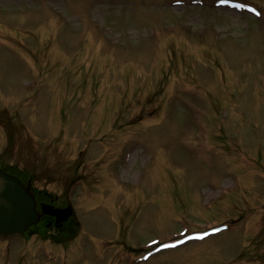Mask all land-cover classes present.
Segmentation results:
<instances>
[{
	"label": "rangeland",
	"instance_id": "rangeland-1",
	"mask_svg": "<svg viewBox=\"0 0 264 264\" xmlns=\"http://www.w3.org/2000/svg\"><path fill=\"white\" fill-rule=\"evenodd\" d=\"M179 1L0 0V148L84 226L0 264H264V0Z\"/></svg>",
	"mask_w": 264,
	"mask_h": 264
},
{
	"label": "water",
	"instance_id": "water-1",
	"mask_svg": "<svg viewBox=\"0 0 264 264\" xmlns=\"http://www.w3.org/2000/svg\"><path fill=\"white\" fill-rule=\"evenodd\" d=\"M11 192H7V191H3L1 193V195H3L5 198L7 197H13V202L12 204H14L17 208V210L20 211V213L14 217V219L11 221V222H5V225H8V226H12V227H15L16 224L19 222L20 218L24 217L27 219L23 224H21L17 229H13V230H23L26 225L30 222H33L35 221V218H36V215H31L30 214V210L28 208V205L27 203H29V205H31V201H29V199L31 198L32 200V203H33V199L30 195H28V191H25V190H16L14 192H12V196H9ZM6 199H0V202L3 203V201H5ZM69 213V210L66 212V215ZM66 216H64L65 218ZM31 220V221H30ZM28 222V223H27ZM27 223V224H26Z\"/></svg>",
	"mask_w": 264,
	"mask_h": 264
},
{
	"label": "snow or ice",
	"instance_id": "snow-or-ice-1",
	"mask_svg": "<svg viewBox=\"0 0 264 264\" xmlns=\"http://www.w3.org/2000/svg\"><path fill=\"white\" fill-rule=\"evenodd\" d=\"M222 2H223V0H222Z\"/></svg>",
	"mask_w": 264,
	"mask_h": 264
}]
</instances>
